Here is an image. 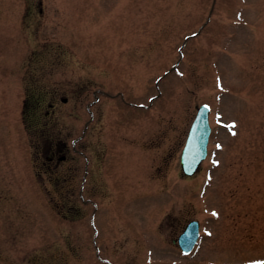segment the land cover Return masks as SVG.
I'll return each mask as SVG.
<instances>
[{
    "label": "rangeland",
    "instance_id": "rangeland-1",
    "mask_svg": "<svg viewBox=\"0 0 264 264\" xmlns=\"http://www.w3.org/2000/svg\"><path fill=\"white\" fill-rule=\"evenodd\" d=\"M129 158L139 189L113 190ZM0 264H264V0H0Z\"/></svg>",
    "mask_w": 264,
    "mask_h": 264
},
{
    "label": "water",
    "instance_id": "water-1",
    "mask_svg": "<svg viewBox=\"0 0 264 264\" xmlns=\"http://www.w3.org/2000/svg\"><path fill=\"white\" fill-rule=\"evenodd\" d=\"M209 111L207 105L198 108L197 116L192 124L186 145L181 156V168L185 175H193L207 156V148L211 127L209 124ZM199 237V224L190 222L179 237V244L184 254L193 249Z\"/></svg>",
    "mask_w": 264,
    "mask_h": 264
},
{
    "label": "flooded vegetation",
    "instance_id": "flooded-vegetation-1",
    "mask_svg": "<svg viewBox=\"0 0 264 264\" xmlns=\"http://www.w3.org/2000/svg\"><path fill=\"white\" fill-rule=\"evenodd\" d=\"M41 12H42V8H41ZM140 106H143V105H140ZM52 107H53V104H49V108H52ZM89 111H90V114L92 115V118H91V120L86 122V125H85L86 127L84 130L85 135L88 134V131L90 129V123L93 122V113L91 110H89ZM50 113L51 112L48 109L46 114L50 115ZM22 123H58V122L55 120H29V119H25L22 121ZM76 141L77 140L74 141V145L76 144ZM66 159H67V155L60 154V152L58 150H55V151L51 152L50 154L46 155V163H50V164L55 163V162H58V163L59 162H65ZM92 159L93 158H90L89 156H87V169H86V175H85V181L86 182L89 180L88 179L89 176L90 177L92 176L90 174V171L93 168V164H95L94 159L93 160ZM117 165H118L117 162H113V163L109 164V169L107 168L108 165H106L105 176H107L108 185L113 190H122V191H128V192L138 190L139 188H137V186L140 185V182L137 183V181H136L137 169L135 170L136 163L133 160V158H129L128 163L125 164V166H127V171L125 170L124 167H122V169H118ZM132 176L134 179H132ZM84 187H85V184H83L80 187V190L83 191ZM89 201L92 204H94V201L92 199H90ZM181 233L182 232L179 233V235L177 236L176 239L172 240V243H174L176 245V247L180 250V252H181V248H180L179 243H178V237L180 236Z\"/></svg>",
    "mask_w": 264,
    "mask_h": 264
}]
</instances>
